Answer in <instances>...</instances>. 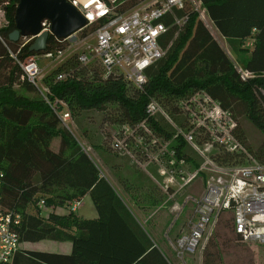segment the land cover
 Masks as SVG:
<instances>
[{"label":"trees","instance_id":"1","mask_svg":"<svg viewBox=\"0 0 264 264\" xmlns=\"http://www.w3.org/2000/svg\"><path fill=\"white\" fill-rule=\"evenodd\" d=\"M140 1L128 0L125 7ZM3 2H7L4 8L8 24L0 28L6 41V46L0 42V169L3 171L0 210L20 214L19 225L15 227L19 244L44 239L71 243L69 253L19 247L11 264H19V257L24 259L22 264H169L170 254L144 231L126 201L101 174L95 157L81 149L36 89L26 79L21 80L22 70L16 59L42 52L29 50L34 39L26 43L22 37L17 41L9 39L15 29L19 0H0L1 5ZM201 2L237 61L257 76L241 80L225 50L197 13L187 6V21L179 29L171 27L163 36L165 54L147 68V82L142 90L127 85L117 76L103 79L97 66L80 65L71 56L45 75L51 94L64 99L73 116L82 110L95 109L104 119L119 125L142 119L150 98L157 99L174 114L179 99L204 90L236 119L245 117L264 133V116L257 96L259 88L264 90V0ZM92 29L93 26L85 29L81 35ZM247 37L255 40L252 48L244 45ZM66 45L65 38L50 34L46 51ZM60 71L67 73L66 78L55 80ZM238 133L245 140L240 125ZM105 135L100 129L99 137L110 150ZM55 137L59 139L56 150L51 147ZM259 151H264V146ZM102 159L107 163L106 156ZM135 185V182L123 183L135 203L141 197L138 189L154 194L151 186ZM85 195L90 196L94 205L95 218H84L77 212L58 214L53 210L55 206L63 208L69 201H82ZM40 199H44L46 209H51L47 216L37 208ZM143 207L149 209L147 205ZM209 245L213 250L204 252L205 245L202 264H217L220 259L217 245L212 241Z\"/></svg>","mask_w":264,"mask_h":264},{"label":"built area","instance_id":"2","mask_svg":"<svg viewBox=\"0 0 264 264\" xmlns=\"http://www.w3.org/2000/svg\"><path fill=\"white\" fill-rule=\"evenodd\" d=\"M67 1L84 17L86 24L65 39L74 38L71 43L76 44L93 37L95 42L80 51L72 52L71 45H66L23 60L16 59V62L22 70L21 80L26 79L36 89L81 149L94 158L91 146L72 132L73 115L68 103L51 94L44 81L49 70L38 60L45 59L56 67L75 56L80 65L97 66L103 79L117 76L127 85L142 90L147 82V68L165 54L163 36L171 27L179 29L187 21L186 7L195 11L207 28L211 21L201 0H142L130 7H125L128 0ZM6 4H0V28L8 24ZM41 25L42 31L50 32L49 21L44 20ZM92 26L91 32L81 35ZM22 38L23 43L34 39L33 36ZM254 41L253 37H247L244 45L252 48ZM0 42L6 46L1 32ZM234 68L243 81L257 76L240 64H234ZM66 76L65 71H60L55 80ZM257 96L264 116L262 88L258 89ZM176 106L177 111L171 114L157 99L150 98L142 119L115 125L105 132L109 149L117 155H132L131 161L141 167L151 162L158 166L161 189L169 200H174L171 210L182 214L188 205L191 207L187 230L168 239L171 249L168 263L189 264V257L202 252L204 241L222 216H228L238 242L264 246V151H259L264 146V133L261 132L258 144L250 145L246 138L240 137L239 122L233 113L204 90L179 99ZM175 144L182 146L177 149ZM188 148L192 155L186 151ZM192 156L197 164H192L190 170L188 161L191 162ZM2 177L0 169V185ZM198 184L200 189L195 193L193 190ZM177 197L182 198L177 201ZM81 204V200H74L60 208L77 212ZM46 207L44 199H40L37 208L45 210ZM19 222V213L0 210L1 264H10L19 249L15 230Z\"/></svg>","mask_w":264,"mask_h":264},{"label":"rangeland","instance_id":"3","mask_svg":"<svg viewBox=\"0 0 264 264\" xmlns=\"http://www.w3.org/2000/svg\"><path fill=\"white\" fill-rule=\"evenodd\" d=\"M208 24L209 31L212 33L213 37L217 40L220 46L225 50L229 58L232 60L233 64H240L237 61V56L234 54V52H232L228 44L225 42V39L221 37V35L217 32V30L212 26L210 22ZM74 40V38L66 40L67 45H71L70 51L72 52L80 51L87 44H92L95 42V38L93 37H86L82 39L80 43L77 42L76 44H72L71 41ZM38 62L42 67H45V70L47 71L55 67L53 63H48V61L45 59H39ZM238 122L249 144L253 146L258 144L260 142L261 132L257 128H255L245 117H240L238 119ZM112 124L114 123L109 119H104L103 114L98 113L95 109L82 110L73 116L74 126L72 132H74L75 136L78 139L84 140L91 146L92 149L90 150V152L97 160L99 159L98 163L103 166L105 171L110 170L117 179L119 177H124L125 175H127L126 178L129 179L128 182L134 184V179H136V174H138L137 171L142 173L139 175H142L145 179L143 178L144 180H142L140 184H136L135 187L137 186L140 188L143 186V188H145L147 186H151L152 192L154 193L150 195L146 193L145 189L143 190L145 193L138 189L140 191L139 196H141L138 200L139 203L142 205H147L149 208L145 209V211L142 212L143 218L146 220V223L150 225V229L152 232L157 233L159 236L161 235L164 241V243L162 244L164 251L168 252V254H171L168 239L172 240V236L174 234H178L182 231L187 230L186 220L190 214L191 207L188 205L182 214H177V212L171 210L170 206L174 203V200H169L167 195L161 189V175L159 174L158 166L155 163L151 162L148 163L145 167H141L138 166L134 161V163L131 161L133 159L132 155L127 154L122 157L127 158V160L131 163V165L129 164L130 166L127 164L119 166L113 164L110 165L112 160L111 158L116 160L117 154H115L113 151L110 152L108 148H106L101 138L99 137V133L100 129L103 130L104 133L111 129ZM84 131H87L93 139L91 137H88L87 135H84L82 133ZM58 141V137L53 138L51 142V147L53 149L56 148ZM173 143H175L174 140ZM173 143L171 144L172 148H174ZM175 145V147H177V144ZM186 151L190 155H192V152L189 148ZM112 154H115V157L112 156ZM104 156L108 157L107 163L102 159V157ZM175 161L177 164L176 166H178V159L176 158ZM191 162L188 161L190 170L193 168V165L197 164V159L192 156ZM199 189L200 186L198 184L193 191L195 193H198ZM125 196L133 202L128 193H126ZM181 198L182 197H177L175 200L180 201ZM81 202L82 206L78 209L77 213L79 215H83L85 218H92L91 216L95 209L90 196H83ZM229 221L230 220H228V216H222L217 225L214 227L212 234L209 235L208 238L204 241V249L206 245V250L204 251L203 249L201 253H195V255L192 256L201 258L202 254H204L203 251L206 252L208 251V249L212 251L213 249L210 248L209 245V242L212 241L217 245V249L219 252L218 254L220 259L216 261L217 264H264V246H246L238 242L232 233ZM178 223H181L180 228H177ZM48 245L51 246L50 248L54 249L53 245L59 247L60 244L58 242L54 244L52 240L44 239L39 243L38 246L39 248L44 249L49 247ZM192 256L188 259L189 264H197L196 258L191 259Z\"/></svg>","mask_w":264,"mask_h":264},{"label":"water","instance_id":"4","mask_svg":"<svg viewBox=\"0 0 264 264\" xmlns=\"http://www.w3.org/2000/svg\"><path fill=\"white\" fill-rule=\"evenodd\" d=\"M14 20L15 29L9 39L17 41L20 37L33 36L29 47L32 52L45 51L50 34L67 38L86 24L84 17L67 0H19ZM44 20L50 22V32L42 31Z\"/></svg>","mask_w":264,"mask_h":264},{"label":"crops","instance_id":"5","mask_svg":"<svg viewBox=\"0 0 264 264\" xmlns=\"http://www.w3.org/2000/svg\"><path fill=\"white\" fill-rule=\"evenodd\" d=\"M213 26V25H212ZM214 27V26H213ZM215 28V27H214ZM216 29V28H215ZM218 32V31H217ZM219 33V32H218ZM220 34V33H219ZM221 35V34H220ZM222 37V36H221ZM226 42V40H225ZM227 43V42H226ZM57 148V146H56ZM56 148L54 150H56ZM111 152V150H109ZM115 157V156H114ZM110 158V157H109ZM96 159V158H95ZM106 159L108 160V157H106ZM111 163L110 165H131V163L127 160V158L125 157H122V156H117L116 155V160L111 158ZM97 160V159H96ZM99 160V159H98ZM97 160V162H98ZM129 165V166H130ZM134 167V166H133ZM99 168L101 169V172L103 174V176H105L109 181L110 183L112 184V186L116 189V191L118 192V194L123 198L124 201H126V203L129 205V208L131 210V212L137 217L140 225L142 226V228L144 229V231H148L150 236L152 237L153 241L158 244L163 250L164 248L162 247V244L164 243L163 241V238L161 237V235L159 236L157 233L155 232H152L151 229H150V225H148L146 223V220L143 218V215H142V212L145 211V208L143 207L142 204L140 203H135V202H132L131 200H129L128 198H126L125 194H126V191L123 187V183H129V179L126 178L127 175H125L124 177H119L118 179L115 177V175L110 171V170H104L103 166H101L99 164ZM135 168V167H134ZM138 174H136V179H134V182L138 185L142 182V180H144L145 178L142 176V175H139V174H142L141 172L137 171ZM141 176V177H140ZM144 178V179H143ZM117 179V180H116ZM89 196V195H88ZM82 206V204H81ZM80 206V207H81ZM95 209V208H94ZM56 213L58 214H64L66 213V209H61L60 206H55L54 209H53ZM51 211V209H46V210H42L43 214L45 215L46 213H49ZM78 211V210H77ZM78 216H82L84 217L83 215H79L78 213H76ZM92 218H95L97 217V212L96 210L93 211V214L91 216ZM85 218V217H84ZM149 226V227H148ZM181 227V223H178V227L177 228H180ZM165 228V227H164ZM166 232V231H165ZM180 233L178 234H174L172 236V238L174 239L177 235H179ZM42 240L38 241V242H22L19 244V247L21 249H29V250H42V251H52V252H57V253H69L71 251V243L68 242V241H54L52 240V242L55 243H59V247H56V245H53L54 246V249L50 248L51 246L48 245L49 247L47 248H39V243L41 242ZM162 241V242H161ZM65 242H68V243H65ZM51 244V243H49ZM170 248V246H169ZM171 250V249H170ZM203 255L201 256V258L197 257V256H192L191 259L193 258H196V262L197 264H202L203 262V259H202ZM21 260V261H20ZM24 261V259H21L19 257V264H22V262ZM11 264V263H10Z\"/></svg>","mask_w":264,"mask_h":264}]
</instances>
